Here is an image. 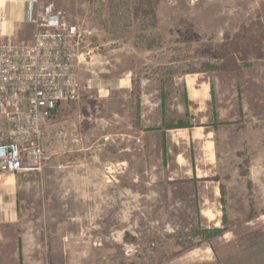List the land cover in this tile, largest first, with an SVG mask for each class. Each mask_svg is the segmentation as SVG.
Returning a JSON list of instances; mask_svg holds the SVG:
<instances>
[{"label": "rangeland", "instance_id": "1", "mask_svg": "<svg viewBox=\"0 0 264 264\" xmlns=\"http://www.w3.org/2000/svg\"><path fill=\"white\" fill-rule=\"evenodd\" d=\"M48 5L81 35V90L48 122L42 172L18 174L30 182L20 223L83 224L154 264L232 240L211 248L218 262L264 264V39L263 58L249 55L238 73L209 69L227 37L264 27V0H159L154 19L147 0H35L32 10ZM17 28L18 40L34 31ZM195 84L207 85L204 101L187 94ZM179 121L189 128L174 129ZM6 129L0 118V142ZM213 177L230 179L225 206L200 180ZM223 213L229 232L207 237Z\"/></svg>", "mask_w": 264, "mask_h": 264}, {"label": "built area", "instance_id": "2", "mask_svg": "<svg viewBox=\"0 0 264 264\" xmlns=\"http://www.w3.org/2000/svg\"><path fill=\"white\" fill-rule=\"evenodd\" d=\"M18 2L17 0H8ZM0 14V118L7 129L0 142V169L9 174L41 173L49 156L46 129L59 106L79 98L81 35L51 5L26 20L28 40L2 35Z\"/></svg>", "mask_w": 264, "mask_h": 264}, {"label": "crops", "instance_id": "3", "mask_svg": "<svg viewBox=\"0 0 264 264\" xmlns=\"http://www.w3.org/2000/svg\"><path fill=\"white\" fill-rule=\"evenodd\" d=\"M8 3L2 35L12 36L18 40L17 27L19 24H27L26 20L32 13L35 0H19L18 5ZM12 6L15 7L13 13L11 12ZM206 89V84H195L192 86L191 92L190 87L186 86L187 94L194 93L196 103L205 100ZM198 128L203 130L206 126L199 125ZM210 134L211 132H207L206 135L209 136ZM18 174H9L0 169V264L155 263L154 255H148L151 252L146 251V255L142 258L137 255V244L129 243L126 245L123 241H118L117 245L113 247L109 240L106 241V238L103 240L93 239L86 233L87 228L83 224H77L74 227L69 223H20L23 211L22 202L26 199L30 182L27 179H20ZM200 180L215 184L213 199L225 206L226 195L229 194L230 179ZM248 182L251 181L249 179L246 181L245 189L249 206V200L252 197L249 196ZM220 185L224 188L223 193L220 191ZM221 201H224V204ZM221 210H224V207ZM228 232L229 230L223 236ZM215 243L221 245L235 244L232 240L204 242L203 245L201 244L202 246H195L197 249L187 254L183 253L175 257L163 256L161 261L156 264H221L211 250ZM164 244V247L168 246V243L165 242ZM200 247L202 250L198 249Z\"/></svg>", "mask_w": 264, "mask_h": 264}, {"label": "trees", "instance_id": "4", "mask_svg": "<svg viewBox=\"0 0 264 264\" xmlns=\"http://www.w3.org/2000/svg\"><path fill=\"white\" fill-rule=\"evenodd\" d=\"M148 4L150 5V12L151 16L154 19L155 14V6L157 5L159 0H147ZM264 39V27L261 25L260 22L251 23L246 28H241V31L234 34L231 38L227 37L224 43L220 44L216 48L217 57L220 60L215 66L210 67L209 69L218 72L228 74L231 72L238 73L241 70L240 64H245L246 58L254 54V57L257 59L263 58V53L260 49V43ZM240 117L242 116L241 113V106H239ZM186 129L189 128L188 123L179 121L178 124L174 127V129ZM249 161L244 159L242 161V168L245 169L240 170L241 176L245 177L247 175V166ZM210 180H217L216 177L212 179H205L204 181ZM247 187L249 189V196H251L250 187L251 184L248 182ZM221 193L224 192V188L220 185ZM224 204V201H221ZM253 202L249 200V213L248 218L250 220L254 219L257 215H255L253 210ZM224 212V211H223ZM227 215L223 213L222 215V227L219 229H213L212 232L207 234V237H221L223 234L228 230L227 228Z\"/></svg>", "mask_w": 264, "mask_h": 264}]
</instances>
